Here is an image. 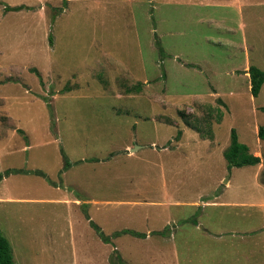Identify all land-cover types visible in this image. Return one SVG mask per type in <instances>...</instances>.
<instances>
[{
	"label": "rangeland",
	"instance_id": "374dc122",
	"mask_svg": "<svg viewBox=\"0 0 264 264\" xmlns=\"http://www.w3.org/2000/svg\"><path fill=\"white\" fill-rule=\"evenodd\" d=\"M251 66L264 0H0L14 264H264ZM233 128L259 164L228 166Z\"/></svg>",
	"mask_w": 264,
	"mask_h": 264
},
{
	"label": "trees",
	"instance_id": "16d2710c",
	"mask_svg": "<svg viewBox=\"0 0 264 264\" xmlns=\"http://www.w3.org/2000/svg\"><path fill=\"white\" fill-rule=\"evenodd\" d=\"M8 10H18L21 7L17 6L12 8L10 6L6 7ZM163 51V50H161ZM37 72V71H35ZM250 72V82H251V92L253 96L257 97L260 94L261 88L264 84V70L257 66H251ZM39 75V73L37 72ZM135 90L141 91V86H137ZM259 137L264 140V125L259 127ZM225 157L228 161V166L241 167L244 165H257L261 161L260 156H256L249 152V147L239 141V136L236 129L231 131V143L227 150L225 151ZM4 178V174H0V181ZM132 233H137L132 231ZM141 235L140 233H137ZM0 264H14L13 249L9 239L0 230Z\"/></svg>",
	"mask_w": 264,
	"mask_h": 264
},
{
	"label": "water",
	"instance_id": "95a60500",
	"mask_svg": "<svg viewBox=\"0 0 264 264\" xmlns=\"http://www.w3.org/2000/svg\"><path fill=\"white\" fill-rule=\"evenodd\" d=\"M226 182L228 181V179L225 180Z\"/></svg>",
	"mask_w": 264,
	"mask_h": 264
}]
</instances>
